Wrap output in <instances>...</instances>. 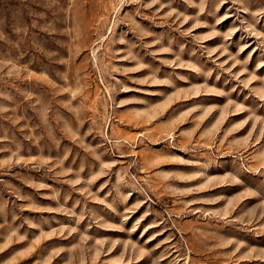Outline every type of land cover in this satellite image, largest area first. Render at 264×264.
Listing matches in <instances>:
<instances>
[{
	"label": "rangeland",
	"instance_id": "obj_1",
	"mask_svg": "<svg viewBox=\"0 0 264 264\" xmlns=\"http://www.w3.org/2000/svg\"><path fill=\"white\" fill-rule=\"evenodd\" d=\"M0 264H264V0H0Z\"/></svg>",
	"mask_w": 264,
	"mask_h": 264
}]
</instances>
